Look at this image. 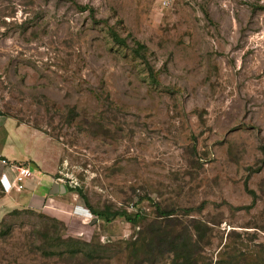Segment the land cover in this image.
Instances as JSON below:
<instances>
[{
  "label": "rangeland",
  "instance_id": "obj_1",
  "mask_svg": "<svg viewBox=\"0 0 264 264\" xmlns=\"http://www.w3.org/2000/svg\"><path fill=\"white\" fill-rule=\"evenodd\" d=\"M2 146L0 264H264V0H0Z\"/></svg>",
  "mask_w": 264,
  "mask_h": 264
},
{
  "label": "trees",
  "instance_id": "obj_2",
  "mask_svg": "<svg viewBox=\"0 0 264 264\" xmlns=\"http://www.w3.org/2000/svg\"><path fill=\"white\" fill-rule=\"evenodd\" d=\"M76 8L78 10H82V11L87 10V9L92 11V9L90 7H87V6H78V5H76ZM111 35H112V38H113L114 42L117 45H122L124 47H127V44L125 43V41L119 39L116 33L112 32ZM135 45L137 47H132L131 48L132 52L134 53L135 56H138V57L142 58L143 55H142L141 52L145 49V47L140 45L138 42H135ZM146 68L148 70V73H149L150 77L152 79H154V76L152 74L151 68L148 65H147ZM263 152H264V149H263ZM1 160H6V159L0 158V161ZM1 187H2V185H1V182H0V188ZM65 188H66V193H68L70 191H73V190L77 191V193L79 195V198H80V201L84 204L85 208L89 209V212L93 216H95V219L99 220L101 218L102 220H104L106 222H110L111 219H110V217L108 215L104 214L103 212L93 211L92 209L89 208V206L87 204V199H86L85 195L83 194V192L80 189L72 188V186L70 184L69 185H65ZM160 213L161 214H165V213H162V212H160ZM115 216L124 218L125 221L131 223L134 226H136V224H137V220L136 219H138V214H136L134 218H129V216L127 214H125L124 212L116 213ZM175 239H177V240L172 239V243L170 244V247L168 248L169 251L173 253L174 258H181L183 264H190L187 261H188L189 258H191L192 254H193V249L191 250V247H193L192 244L189 243V240L180 241V240H178V238H175ZM59 249L55 250V252H57V255L59 254L60 256L66 254L68 256L74 257L77 254L79 255V253H83L82 249L81 250H79V249L65 250V251H62V250H59ZM136 252H137V249H135V247H134L133 253H136ZM52 253H54V252H49L47 255L48 256L52 255Z\"/></svg>",
  "mask_w": 264,
  "mask_h": 264
},
{
  "label": "crops",
  "instance_id": "obj_3",
  "mask_svg": "<svg viewBox=\"0 0 264 264\" xmlns=\"http://www.w3.org/2000/svg\"><path fill=\"white\" fill-rule=\"evenodd\" d=\"M6 141H8V139H7V137H6ZM27 153H29L28 151H27ZM27 153H26V156H24V155H22V154H18V152H14L13 150H8V149H6L4 146H2L1 148H0V158H2V159H6L7 161H14V162H16L15 161V154L16 155H18V158L20 159V158H23V157H27ZM30 154V153H29ZM14 156V157H13ZM31 157V156H30ZM31 161H35L32 157H31ZM36 162V161H35ZM11 180H12V176H11V174L9 173V172H7V171H5L4 169H3V167H1L0 166V182H1V185H2V192L4 193V194H10V193H12L14 190L13 189H11ZM54 185V184H53ZM53 185H49L50 187H48V188H46V186L44 187H42L41 189H43V192H42V194H43V196L41 197V196H34L33 198H32V200H35V201H37V202H39L38 200L39 199H42L43 201L42 202H45L47 199H49L50 197H45V194H46V191H47V193H48V195L51 193V192H53V194L52 195H49V196H54V195H59V194H54V191H53V189H52V187H53ZM15 192V191H14ZM59 196H61V195H59ZM4 197H6V196H4ZM46 199V200H45ZM51 199V198H50ZM49 201V200H48Z\"/></svg>",
  "mask_w": 264,
  "mask_h": 264
},
{
  "label": "built area",
  "instance_id": "obj_4",
  "mask_svg": "<svg viewBox=\"0 0 264 264\" xmlns=\"http://www.w3.org/2000/svg\"><path fill=\"white\" fill-rule=\"evenodd\" d=\"M0 166L11 174L12 180L10 187H12L16 193L22 192L26 184L33 180V173L29 167L23 165L18 166L15 163L7 162V160H1Z\"/></svg>",
  "mask_w": 264,
  "mask_h": 264
},
{
  "label": "water",
  "instance_id": "obj_5",
  "mask_svg": "<svg viewBox=\"0 0 264 264\" xmlns=\"http://www.w3.org/2000/svg\"><path fill=\"white\" fill-rule=\"evenodd\" d=\"M52 189L54 191V194L64 195L66 193L65 186H63V185L58 186V185L54 184ZM52 194H53V192H51L49 195H52Z\"/></svg>",
  "mask_w": 264,
  "mask_h": 264
},
{
  "label": "clouds",
  "instance_id": "obj_6",
  "mask_svg": "<svg viewBox=\"0 0 264 264\" xmlns=\"http://www.w3.org/2000/svg\"><path fill=\"white\" fill-rule=\"evenodd\" d=\"M30 168V167H29ZM11 189H13L12 187H11ZM66 189V188H65ZM66 194V193H65Z\"/></svg>",
  "mask_w": 264,
  "mask_h": 264
}]
</instances>
